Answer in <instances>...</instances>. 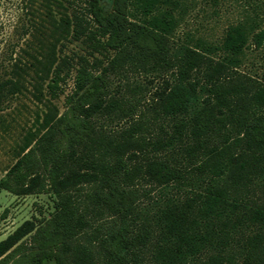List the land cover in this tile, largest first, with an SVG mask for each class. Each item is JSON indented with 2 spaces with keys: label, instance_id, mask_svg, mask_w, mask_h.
<instances>
[{
  "label": "trees",
  "instance_id": "1",
  "mask_svg": "<svg viewBox=\"0 0 264 264\" xmlns=\"http://www.w3.org/2000/svg\"><path fill=\"white\" fill-rule=\"evenodd\" d=\"M77 1L72 36L110 56L100 72L78 59L63 111L0 179L15 197L53 196L47 216L0 241V264H264V83L234 71L246 29L171 52L179 0H111L107 13L101 0ZM250 41L261 48L264 27ZM139 72L172 76L147 111L107 95L108 75ZM67 78L55 65L50 99ZM15 91L0 82V98ZM97 119L125 125L105 131ZM175 186L180 198L140 215L152 188Z\"/></svg>",
  "mask_w": 264,
  "mask_h": 264
},
{
  "label": "rangeland",
  "instance_id": "2",
  "mask_svg": "<svg viewBox=\"0 0 264 264\" xmlns=\"http://www.w3.org/2000/svg\"><path fill=\"white\" fill-rule=\"evenodd\" d=\"M100 4L107 13L111 0H101ZM82 8L77 0H0V82L17 84L15 93L4 92L0 98V179L24 148L63 111L78 59L86 58L100 72L110 56L108 52L91 51L84 38L76 40L72 36L73 16ZM175 16L177 25L168 39L171 52L193 47L196 42L218 46L229 28L243 26L248 42L234 71L264 83V44L256 49L250 41L252 34L264 27V0H179ZM57 64L68 72V78L63 93L50 99L46 83ZM171 80L170 72L108 75L107 95L133 97L139 109L147 111L165 81ZM94 124L111 132L125 125L102 119L94 120ZM189 184L195 188V177L191 176ZM181 188H152L151 201L139 204L140 215L150 217L165 198H180ZM52 199L45 194L15 197L0 190V216L6 210L4 219L0 218V235L10 234L32 217L47 216L52 211Z\"/></svg>",
  "mask_w": 264,
  "mask_h": 264
},
{
  "label": "crops",
  "instance_id": "3",
  "mask_svg": "<svg viewBox=\"0 0 264 264\" xmlns=\"http://www.w3.org/2000/svg\"><path fill=\"white\" fill-rule=\"evenodd\" d=\"M4 192H5V191H4ZM6 193H7V192H6ZM2 236H5V237H6L7 235H6V234H2V235H0V237H2Z\"/></svg>",
  "mask_w": 264,
  "mask_h": 264
}]
</instances>
